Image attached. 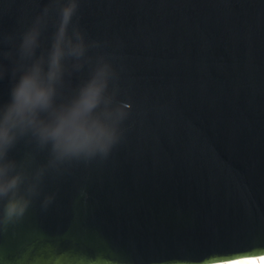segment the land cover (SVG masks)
<instances>
[{
  "label": "water",
  "instance_id": "obj_1",
  "mask_svg": "<svg viewBox=\"0 0 264 264\" xmlns=\"http://www.w3.org/2000/svg\"><path fill=\"white\" fill-rule=\"evenodd\" d=\"M72 0H0V105ZM87 55L129 105L106 159L48 166L25 215L0 225V264H212L264 254V0H75ZM95 44V47L91 45ZM89 75H65L64 95ZM51 197L47 206L45 198Z\"/></svg>",
  "mask_w": 264,
  "mask_h": 264
},
{
  "label": "clouds",
  "instance_id": "obj_2",
  "mask_svg": "<svg viewBox=\"0 0 264 264\" xmlns=\"http://www.w3.org/2000/svg\"><path fill=\"white\" fill-rule=\"evenodd\" d=\"M76 10L75 0L59 10L51 43L39 55L41 33L23 37L22 48L31 45V56L10 90L9 101L0 105V225L20 220L40 195L44 169L29 172L10 159L17 143L29 139L46 148L48 166L57 169L106 159L123 136L129 105L117 99V76L109 60L87 55L90 46L73 24ZM85 64L88 77L65 96V75ZM50 200L45 198V207Z\"/></svg>",
  "mask_w": 264,
  "mask_h": 264
},
{
  "label": "snow or ice",
  "instance_id": "obj_3",
  "mask_svg": "<svg viewBox=\"0 0 264 264\" xmlns=\"http://www.w3.org/2000/svg\"><path fill=\"white\" fill-rule=\"evenodd\" d=\"M257 257H244L242 259H233L227 262V264H248L249 261H254ZM258 259L260 264H264V254H261Z\"/></svg>",
  "mask_w": 264,
  "mask_h": 264
},
{
  "label": "bare ground",
  "instance_id": "obj_4",
  "mask_svg": "<svg viewBox=\"0 0 264 264\" xmlns=\"http://www.w3.org/2000/svg\"><path fill=\"white\" fill-rule=\"evenodd\" d=\"M260 255H261V254H260ZM260 255H257V256H253V255H251V256H246V257H257V259H255L254 261H249L248 264H260V260L258 259V257H259ZM231 260H233V259H231ZM228 261H230V260H227V261H225V262H215V263H212V264H227Z\"/></svg>",
  "mask_w": 264,
  "mask_h": 264
}]
</instances>
